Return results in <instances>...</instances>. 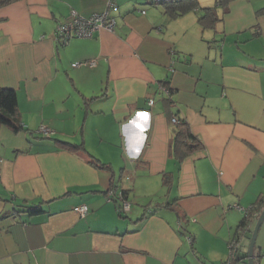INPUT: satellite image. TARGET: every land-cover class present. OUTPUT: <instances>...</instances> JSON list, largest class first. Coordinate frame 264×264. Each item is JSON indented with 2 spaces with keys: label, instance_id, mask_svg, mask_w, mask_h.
<instances>
[{
  "label": "crops",
  "instance_id": "crops-1",
  "mask_svg": "<svg viewBox=\"0 0 264 264\" xmlns=\"http://www.w3.org/2000/svg\"><path fill=\"white\" fill-rule=\"evenodd\" d=\"M109 1L0 7V85L16 90L23 125L0 129V264H220L243 227L233 205L264 195V0H198L178 15L154 0H112L113 30L56 39L72 10ZM206 7L218 15L208 26ZM141 111L143 132L130 123ZM174 117L200 143L181 160ZM260 213L233 264H248ZM254 254L264 264V221Z\"/></svg>",
  "mask_w": 264,
  "mask_h": 264
},
{
  "label": "trees",
  "instance_id": "trees-1",
  "mask_svg": "<svg viewBox=\"0 0 264 264\" xmlns=\"http://www.w3.org/2000/svg\"><path fill=\"white\" fill-rule=\"evenodd\" d=\"M13 1L15 0H0V7ZM228 1L230 0H219L222 5H226ZM157 2L165 5V10L171 15H178L182 12L190 10L191 8H196L198 6V0H159ZM217 19L218 15L215 7L204 8V13H202L199 17V21L204 26L214 24ZM168 88L170 92L171 87ZM3 125H6L13 131L17 132L23 128L18 107V98L16 90L14 88L4 87L0 85V129ZM56 142L59 147L67 148L70 150H79L81 148H85L83 143L81 142L77 143L62 139H57ZM172 143L180 160L183 159L185 156L189 155L191 152H193L200 146V143L198 142L196 136L192 133L189 125L183 120H180V122L177 123V132L173 138ZM91 162L94 165L100 167L108 166L106 163L100 162L97 158H93ZM164 181L165 183H168L166 177L164 178ZM123 193L124 197H126L128 194L126 189H123ZM254 204L257 206L264 205V195H261ZM26 207L30 212H37L42 210L38 203L34 205H27ZM120 214H124L123 211H120ZM246 223L247 217H244L241 226H244Z\"/></svg>",
  "mask_w": 264,
  "mask_h": 264
},
{
  "label": "built area",
  "instance_id": "built-area-1",
  "mask_svg": "<svg viewBox=\"0 0 264 264\" xmlns=\"http://www.w3.org/2000/svg\"><path fill=\"white\" fill-rule=\"evenodd\" d=\"M159 1V0H154ZM115 3L110 0L107 6V9L102 12H94L90 14H83L76 10H72L70 15L63 21L59 22L55 28V37L61 43H67L71 38L74 37H93L97 31L101 29L113 30L114 29V18L111 17L109 10L114 7ZM144 12V11H143ZM90 66L95 65V60L91 59L85 61ZM82 62H75L73 66H79ZM149 104L153 103V99H149ZM175 123L180 122V119L177 117L173 118ZM39 131L42 133H48L51 129L45 125H42L39 128ZM109 193L112 195L115 193L114 190H109ZM118 198L120 199V211H125L130 208V203L125 199L122 193H118ZM236 208L244 209V215L247 217V223L242 227V229L230 239L228 243V256L220 264H233L234 259L237 256V251L239 249V242L245 233L249 230L251 216L257 215L261 210L259 206L253 204L249 207L243 208L239 204L233 205ZM74 209L79 212L81 215H85L88 212V205L80 204L74 207Z\"/></svg>",
  "mask_w": 264,
  "mask_h": 264
},
{
  "label": "water",
  "instance_id": "water-1",
  "mask_svg": "<svg viewBox=\"0 0 264 264\" xmlns=\"http://www.w3.org/2000/svg\"><path fill=\"white\" fill-rule=\"evenodd\" d=\"M264 221V208L262 209L256 223L255 226L251 232V236H250V241H249V246H248V264H254V247L256 244V240H257V235L259 232V229L262 225Z\"/></svg>",
  "mask_w": 264,
  "mask_h": 264
},
{
  "label": "clouds",
  "instance_id": "clouds-1",
  "mask_svg": "<svg viewBox=\"0 0 264 264\" xmlns=\"http://www.w3.org/2000/svg\"><path fill=\"white\" fill-rule=\"evenodd\" d=\"M149 119V114L147 112L141 111L137 113V118H133L130 123L135 125L136 128L140 129L142 132L146 131L144 124L141 121L147 122ZM137 154L139 153V149H136Z\"/></svg>",
  "mask_w": 264,
  "mask_h": 264
},
{
  "label": "rangeland",
  "instance_id": "rangeland-1",
  "mask_svg": "<svg viewBox=\"0 0 264 264\" xmlns=\"http://www.w3.org/2000/svg\"><path fill=\"white\" fill-rule=\"evenodd\" d=\"M36 132H38V131H36ZM39 132H40V131H39ZM39 132H38V133H39ZM48 133H49V132H48ZM124 213H125V214H128L127 212H124ZM248 236H249V235H248ZM237 262H238V261H237Z\"/></svg>",
  "mask_w": 264,
  "mask_h": 264
}]
</instances>
